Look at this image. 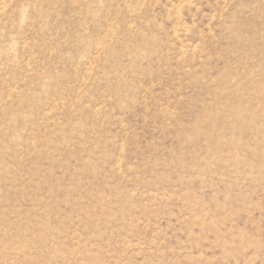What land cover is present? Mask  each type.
Listing matches in <instances>:
<instances>
[{
	"label": "rangeland",
	"instance_id": "1",
	"mask_svg": "<svg viewBox=\"0 0 264 264\" xmlns=\"http://www.w3.org/2000/svg\"><path fill=\"white\" fill-rule=\"evenodd\" d=\"M0 264H264V0H0Z\"/></svg>",
	"mask_w": 264,
	"mask_h": 264
}]
</instances>
